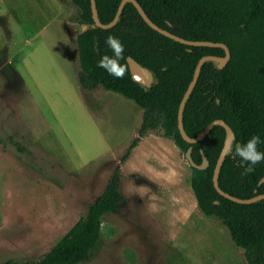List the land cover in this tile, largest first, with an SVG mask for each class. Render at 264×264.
<instances>
[{"label":"rangeland","instance_id":"374dc122","mask_svg":"<svg viewBox=\"0 0 264 264\" xmlns=\"http://www.w3.org/2000/svg\"><path fill=\"white\" fill-rule=\"evenodd\" d=\"M89 26L71 0H0V262L47 252L119 170L120 209L79 264H247L171 138L150 131L123 158L143 109L80 86L73 37Z\"/></svg>","mask_w":264,"mask_h":264},{"label":"trees","instance_id":"16d2710c","mask_svg":"<svg viewBox=\"0 0 264 264\" xmlns=\"http://www.w3.org/2000/svg\"><path fill=\"white\" fill-rule=\"evenodd\" d=\"M71 1L80 19L93 25L77 36L80 85L119 92L143 109L139 134L123 158L154 130L171 138L184 153L192 146V158L197 164L203 162L204 153L209 165L204 169L191 166L192 188L199 207L229 228L234 242L243 248L247 264H264V198L240 203L221 195L214 186L213 174L225 142V128L214 125L203 139L189 143L178 127L180 103L199 59L204 55L224 56V48L176 41L152 28L130 1L110 28L95 25L91 0ZM137 1L152 21L172 33L229 46L231 57L222 68L213 60L202 64L184 106L183 124L188 135L197 136L211 121L225 120L235 138L219 171L220 188L240 198L264 193V161L255 165L253 172L244 174L240 158L233 154L235 144L246 142L253 134L261 137L258 149L264 151V0ZM120 2L95 0L103 23L113 20ZM109 35L118 37L124 45L120 61L126 69L123 78H114L97 66L101 55L112 54L104 43ZM129 56L152 71L151 85L132 78ZM121 200V174L115 170L85 214L47 252L36 259H7L0 264H79L88 260L100 239L102 215L118 212Z\"/></svg>","mask_w":264,"mask_h":264},{"label":"water","instance_id":"95a60500","mask_svg":"<svg viewBox=\"0 0 264 264\" xmlns=\"http://www.w3.org/2000/svg\"><path fill=\"white\" fill-rule=\"evenodd\" d=\"M132 2L135 7L137 8V10L139 11V13L141 14V16L143 17V19L152 27L154 28L155 30H157L158 32L178 41V42H181L183 44H187V45H196V46H199V45H202V46H214V47H222L224 48L225 50V55L224 56H217V55H204L202 56L197 65H196V68H195V72H194V75H193V78L191 80V82L189 83L188 85V88L186 89L184 95H183V98L181 100V103H180V107H179V111H178V127H179V130H180V133L182 135V137L189 143H196L198 141H200L201 139H203L205 137V135L209 132V130L214 126V125H222L225 130H226V138H225V142H224V145H223V148L220 152V155L218 157V160H217V163H216V166H215V169H214V174H213V182H214V186L215 188L217 189V191L231 199V200H234L236 202H240V203H249V202H252V201H255V200H258V199H261V198H264V193H261V194H258L254 197H251V198H240V197H237L235 195H232L226 191H224L222 188H220L219 186V183H218V177H219V171H220V168H221V165L223 163V160L228 152V150L230 149V146H231V143L233 141V139L235 138V133H234V130L232 129V127L223 119H215L213 121H211L207 126H205V128L197 135V136H190L186 133L185 131V128H184V124H183V110H184V106H185V103L192 91V89L194 88V86L196 85L197 83V80L199 78V75H200V72H201V67H202V64L207 61V60H213V61H216L218 62V66L220 68H222L229 60H230V57H231V51H230V48L229 46L224 43V42H215V41H212V40H191V39H187V38H184L182 36H179L175 33H172L170 32L169 30L165 29V28H162L160 27L158 24H156L154 21H152L150 19V17L148 16V14L145 12V10L142 8L141 4L137 1V0H121L120 4H119V7H118V10L116 12V15L114 16L113 20L109 23H103L99 16H98V13H97V9H96V3H95V0H91V9H92V16H93V19H94V22H95V25L98 26V27H101V28H110L112 27L118 20L123 8H124V5L126 2ZM76 41H77V38H76ZM79 56V55H78ZM127 61H128V64H129V68H130V71H131V75H132V78L145 85V86H149L151 85L152 81H153V74H152V71L150 69H148L147 67L141 65L138 61H136L133 57L129 56L127 58ZM80 65V63H79ZM81 68V67H80ZM192 146H190L188 148V150L186 151L185 153V157L186 159L188 160V162L190 163V165L192 167H196V168H199V169H204L206 168L208 165H209V161L206 157V155L203 153V162L201 164H197L193 158H192ZM264 180V178L262 179Z\"/></svg>","mask_w":264,"mask_h":264},{"label":"clouds","instance_id":"9594fccd","mask_svg":"<svg viewBox=\"0 0 264 264\" xmlns=\"http://www.w3.org/2000/svg\"><path fill=\"white\" fill-rule=\"evenodd\" d=\"M104 43L111 49L112 54L101 55L97 61V66L104 69L108 75L114 78H123L126 69L120 61L124 58V45L114 35L107 36ZM260 143L261 137L258 134H253L246 142L235 144L233 154L240 158L244 174L253 172L254 166L264 161V151L258 149Z\"/></svg>","mask_w":264,"mask_h":264},{"label":"crops","instance_id":"0c3cea01","mask_svg":"<svg viewBox=\"0 0 264 264\" xmlns=\"http://www.w3.org/2000/svg\"><path fill=\"white\" fill-rule=\"evenodd\" d=\"M73 38H74V39H73ZM73 38H72V39H73V42L75 43V40H76L77 36H74ZM79 71H80V69L77 70V73H78V74H77V76H78V81H79ZM79 83H80V82H79ZM80 86H81V85H80ZM118 93H119V92H118ZM122 95H123V94H122ZM100 236H101V235H100ZM97 244H98V242H97ZM97 244H96V245H97ZM96 245H95L94 247H96ZM94 249H95V248H94ZM91 256H93V255H92V251H91ZM90 258H91V257H90ZM90 258H89V259H90ZM89 259H88V260H89ZM86 261H87V260H86Z\"/></svg>","mask_w":264,"mask_h":264}]
</instances>
